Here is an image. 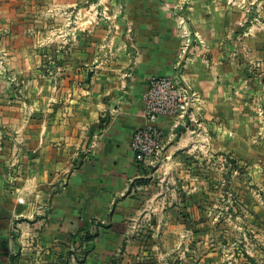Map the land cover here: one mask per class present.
<instances>
[{"label": "crops", "instance_id": "1", "mask_svg": "<svg viewBox=\"0 0 264 264\" xmlns=\"http://www.w3.org/2000/svg\"><path fill=\"white\" fill-rule=\"evenodd\" d=\"M179 69L204 129L160 119L149 168L143 95ZM196 149L264 213V0H0V264H211L190 246L212 195Z\"/></svg>", "mask_w": 264, "mask_h": 264}, {"label": "rangeland", "instance_id": "2", "mask_svg": "<svg viewBox=\"0 0 264 264\" xmlns=\"http://www.w3.org/2000/svg\"><path fill=\"white\" fill-rule=\"evenodd\" d=\"M208 155H204L200 149L184 154L186 157L184 169L188 171L190 167L192 168L190 170H195L196 173L209 175L212 184V195L207 201L209 209L205 213H199V220L204 224L198 226L199 223L195 222L190 228L195 235V241L190 244L194 247L193 253H197L199 257L211 255V264H264V244H261L264 243V227L254 226L253 230L246 224L254 218L264 221V213L251 215L240 208L236 209L241 204L240 197L242 192L244 195L247 184L244 181V186H239L242 181L234 178L243 174L244 170L227 157L222 158L218 155L208 157ZM260 200L264 202V195H261ZM185 218L183 216V219ZM255 235L262 239L257 245L255 238H252ZM247 241L252 244V246L248 245V252L244 246ZM226 255L230 257L228 260ZM222 257H224L223 262ZM185 263L192 264V262ZM169 264H181V261L177 260Z\"/></svg>", "mask_w": 264, "mask_h": 264}, {"label": "built area", "instance_id": "3", "mask_svg": "<svg viewBox=\"0 0 264 264\" xmlns=\"http://www.w3.org/2000/svg\"><path fill=\"white\" fill-rule=\"evenodd\" d=\"M145 118L148 125L136 131L131 141V150L136 162L155 168L166 160V134L157 123L160 119H171L177 130L192 125L204 128L194 116L196 94L184 81L181 69L170 77H155L147 83L143 95Z\"/></svg>", "mask_w": 264, "mask_h": 264}]
</instances>
